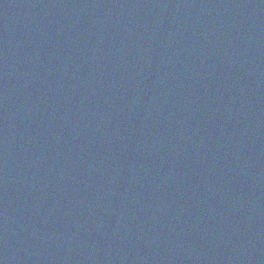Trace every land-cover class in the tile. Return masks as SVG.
<instances>
[{"label":"water","instance_id":"95a60500","mask_svg":"<svg viewBox=\"0 0 264 264\" xmlns=\"http://www.w3.org/2000/svg\"><path fill=\"white\" fill-rule=\"evenodd\" d=\"M0 264H264V0H0Z\"/></svg>","mask_w":264,"mask_h":264}]
</instances>
